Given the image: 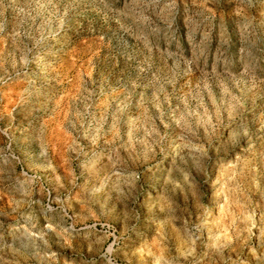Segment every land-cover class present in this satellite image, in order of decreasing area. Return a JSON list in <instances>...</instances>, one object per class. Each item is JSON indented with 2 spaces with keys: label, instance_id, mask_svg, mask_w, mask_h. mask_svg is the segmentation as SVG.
I'll use <instances>...</instances> for the list:
<instances>
[{
  "label": "rangeland",
  "instance_id": "374dc122",
  "mask_svg": "<svg viewBox=\"0 0 264 264\" xmlns=\"http://www.w3.org/2000/svg\"><path fill=\"white\" fill-rule=\"evenodd\" d=\"M0 264H264V0H0Z\"/></svg>",
  "mask_w": 264,
  "mask_h": 264
}]
</instances>
